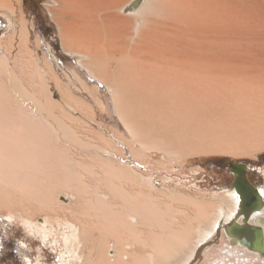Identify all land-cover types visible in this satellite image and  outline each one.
Returning <instances> with one entry per match:
<instances>
[{
  "label": "bare ground",
  "instance_id": "obj_1",
  "mask_svg": "<svg viewBox=\"0 0 264 264\" xmlns=\"http://www.w3.org/2000/svg\"><path fill=\"white\" fill-rule=\"evenodd\" d=\"M23 1L0 0V213L65 220L60 264H264V190L172 181L264 152V0H53L73 70Z\"/></svg>",
  "mask_w": 264,
  "mask_h": 264
},
{
  "label": "rangeland",
  "instance_id": "obj_2",
  "mask_svg": "<svg viewBox=\"0 0 264 264\" xmlns=\"http://www.w3.org/2000/svg\"><path fill=\"white\" fill-rule=\"evenodd\" d=\"M38 4V16L32 12L28 6V0H24L23 4L29 14L32 30H38L50 48L57 52L60 63L73 70L81 64L82 56L70 53L64 50L59 36L60 27L54 19L51 7L54 5L53 0H35ZM32 7V4L30 5ZM11 19L6 13L0 11V40L7 38L13 29L10 24ZM43 24V26L41 25ZM0 45V52H3ZM81 58V59H80ZM10 58V66H13ZM102 95L106 103V110L109 118L116 125L124 126V122L118 113L113 98V92L108 87H102ZM247 162H245V161ZM244 161V162H243ZM235 162V163H233ZM238 162L244 167L248 166L250 172L254 174L250 177L251 182L258 187L259 191L264 190V152L256 158L249 159H233L225 157H209L192 162L190 166L185 168L182 176H175L172 181L186 184L192 188L202 189L215 198L219 194L232 192L235 167ZM202 165L203 170H192L195 165ZM253 170V171H252ZM249 172V173H250ZM62 199L69 201L67 195H63ZM43 221V217L40 218ZM56 227L49 228L48 231L39 228L35 223L25 220L20 213L5 215L0 213V254L4 256L0 258V264H60L61 254L63 250L64 234L67 231L65 220H61L60 225L56 223ZM50 227V226H49ZM47 235V236H46ZM6 243L8 250L6 252ZM115 240L112 239V247L114 250Z\"/></svg>",
  "mask_w": 264,
  "mask_h": 264
},
{
  "label": "flooded vegetation",
  "instance_id": "obj_3",
  "mask_svg": "<svg viewBox=\"0 0 264 264\" xmlns=\"http://www.w3.org/2000/svg\"><path fill=\"white\" fill-rule=\"evenodd\" d=\"M27 3H28V6H29L30 10L32 12H34V14H36V16H38V18H39L38 10H37L38 9V4L36 3V1L35 0H28ZM31 4H32V7L30 6ZM41 25L43 26V24H41ZM233 163H235V162H233ZM238 165L239 166L235 167L236 169L234 171V179H233L232 190L233 191L234 190H240V188L243 189V190H246V191H248V190L254 191L256 189L259 190L258 187H256L251 182V179H250V177L254 174V172H250L248 166L244 167L245 165H242L239 162H238ZM244 177L248 180L249 184H246L243 181ZM251 195H253V194H251ZM253 197L254 196L250 197L249 201H247V203H249L250 206H253V205H255L257 203V198L254 197V199H253ZM5 246H6V252L9 251L8 250V243H6ZM3 256H4V253L0 254L1 261H2Z\"/></svg>",
  "mask_w": 264,
  "mask_h": 264
},
{
  "label": "water",
  "instance_id": "obj_4",
  "mask_svg": "<svg viewBox=\"0 0 264 264\" xmlns=\"http://www.w3.org/2000/svg\"><path fill=\"white\" fill-rule=\"evenodd\" d=\"M243 181H244L246 184H249V183H248V180H247L245 177H244ZM239 191H240L241 194H245V193L247 194L246 190H243V189H241V188H240ZM245 230H246V231H244L245 234H249L251 231H253V230H250V229H245ZM242 235H243V234H242ZM241 237H242V236H241ZM246 237H248V235H246ZM242 240L245 241L244 243H248V244L251 243V242L248 240V238L243 237ZM250 245H251V244H250ZM255 247H256V246H255ZM252 248H254V247H252ZM256 249H257L258 251H260V249H258V248H256Z\"/></svg>",
  "mask_w": 264,
  "mask_h": 264
}]
</instances>
